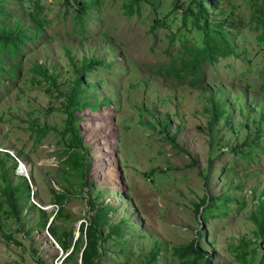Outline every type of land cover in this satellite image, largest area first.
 <instances>
[{
  "label": "rangeland",
  "instance_id": "rangeland-1",
  "mask_svg": "<svg viewBox=\"0 0 264 264\" xmlns=\"http://www.w3.org/2000/svg\"><path fill=\"white\" fill-rule=\"evenodd\" d=\"M66 1L0 0V264H264V0Z\"/></svg>",
  "mask_w": 264,
  "mask_h": 264
},
{
  "label": "trees",
  "instance_id": "trees-1",
  "mask_svg": "<svg viewBox=\"0 0 264 264\" xmlns=\"http://www.w3.org/2000/svg\"><path fill=\"white\" fill-rule=\"evenodd\" d=\"M212 1V3H214V1H217L218 2V0H211ZM66 2H68V0L66 1ZM202 4L204 5V3L202 2ZM208 21V20H207ZM220 56H222V52H221V49L219 48V47H217V46H212V45H210V43H207V45H206V47L204 48V49H202V50H200V52L199 53H197L195 56H194V60H193V66H192V69H191V73L193 74V75H196V74H200V72H201V66L202 65H204V64H206V63H208V64H213L215 61H216V59H217V57H220ZM188 75H190V74H186L185 76H184V79L188 76ZM190 77V76H189ZM160 123H161V125L163 126V127H167L168 126V121L167 120H165L163 117H161L160 118ZM15 168H16V166H15ZM58 197L59 198H62V199H65L66 197L64 196V194H59L58 195ZM63 202V201H62ZM62 202H60L61 204H62ZM42 212V211H41ZM17 213H18V210H17ZM43 214H45L44 212H42ZM41 213V214H42ZM61 214H62V212H61ZM98 221H94V223H93V225H91V226H93L94 228H96L97 226H98V223H97ZM48 231H49V229H48ZM79 241V240H78ZM78 241L76 242V244L74 245V249H76L77 248V244H78ZM64 248V247H63ZM66 251H67V248H64ZM195 251H197V252H199L198 250H195ZM84 255H83V259H82V261H83V264H85V252L83 253ZM198 255H200V256H202L201 254H199L198 253ZM70 256H74V252L70 255Z\"/></svg>",
  "mask_w": 264,
  "mask_h": 264
},
{
  "label": "built area",
  "instance_id": "built-area-1",
  "mask_svg": "<svg viewBox=\"0 0 264 264\" xmlns=\"http://www.w3.org/2000/svg\"><path fill=\"white\" fill-rule=\"evenodd\" d=\"M45 1H47V2H49V3H53V2H54V0H45ZM3 152H4V150H3V148H1V146H0V153H3ZM14 159L17 161V165H18V173H19L20 175L26 174V173H27V166H26L25 164H23V163L21 162V160H19L16 156H14Z\"/></svg>",
  "mask_w": 264,
  "mask_h": 264
},
{
  "label": "clouds",
  "instance_id": "clouds-1",
  "mask_svg": "<svg viewBox=\"0 0 264 264\" xmlns=\"http://www.w3.org/2000/svg\"><path fill=\"white\" fill-rule=\"evenodd\" d=\"M16 168H17V171H18V165L16 164ZM27 170H28V167H27ZM29 172H27L26 174H28ZM19 174V173H18ZM20 175V174H19ZM25 174H23V175H20V176H24ZM51 238V237H50ZM52 239V238H51ZM53 240V239H52ZM53 242L56 244V246H57V243L53 240ZM70 255L71 254H69V255H66L65 257H64V260L63 261H65L68 257H70Z\"/></svg>",
  "mask_w": 264,
  "mask_h": 264
},
{
  "label": "water",
  "instance_id": "water-1",
  "mask_svg": "<svg viewBox=\"0 0 264 264\" xmlns=\"http://www.w3.org/2000/svg\"><path fill=\"white\" fill-rule=\"evenodd\" d=\"M54 245H56V244L54 243Z\"/></svg>",
  "mask_w": 264,
  "mask_h": 264
}]
</instances>
